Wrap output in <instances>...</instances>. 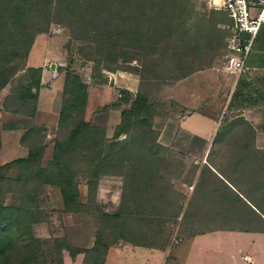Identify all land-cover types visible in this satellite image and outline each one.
<instances>
[{"label":"rangeland","instance_id":"obj_1","mask_svg":"<svg viewBox=\"0 0 264 264\" xmlns=\"http://www.w3.org/2000/svg\"><path fill=\"white\" fill-rule=\"evenodd\" d=\"M70 1H52L50 13L41 12V6H29V9L35 11L26 20L25 40H31L33 37L32 46L27 51V57L25 50L19 52L15 62L16 72L0 89L1 166L26 158L32 148L41 147L43 153L38 163L46 169L53 160L56 142L67 141L71 128L79 120L82 119L88 124L84 136L73 146V152L66 161L72 175H64L59 179L74 197L71 202L74 210L68 209L59 184L45 182L34 188V183L29 181L25 185L26 189L32 190L33 204L47 216L44 222H38L31 227V233L38 240L39 246V254L34 258V264H60L55 239L67 240L70 245L65 236L58 234V229L61 230L63 225L70 222L68 213L76 212L93 218L90 220L96 222V238L102 230V233L109 234V229L106 232L108 223L103 222L100 217L103 214L117 213L124 198L123 193H126V189L130 190L125 176L127 169H122L115 162L110 163L109 157L105 159V155L112 150V144L131 137L122 133L118 136L119 139H116L123 120L122 112L127 105L115 99V89H127L126 85L129 83L127 86L136 90L131 91L134 94L143 91L154 102L153 109L162 119L174 107L172 88L180 79L172 80L173 77L221 64L226 61L228 54L226 40L229 33L225 29L227 17L224 13L210 10L201 0ZM6 16L10 17L9 14ZM78 16L88 22L86 27L77 25ZM51 23L63 26V33H50ZM108 25L110 28L106 31ZM137 27L143 31L139 32ZM104 33L106 36H103ZM39 35L48 38L50 46L61 48L63 55L55 59L53 69L47 66L48 71L55 73V76L51 77V80L43 81L41 75L39 90H32L33 93H38L37 102L29 99L19 104L15 101L16 95L27 84L38 79V74L30 71L35 68L28 67L27 60ZM102 37H106V43L118 46L112 51L111 59H107L111 61L108 67H105L107 61H96L100 59L98 50L104 48L99 40ZM190 47H196V51L188 54ZM128 54L135 56V59L126 62L124 57ZM93 58H96L95 61ZM115 58L118 64L115 63ZM109 72L116 74L112 77L115 80H111ZM74 78H79L86 86L84 100L77 103L72 101V92L64 93ZM54 79L57 81L53 83ZM52 84L57 88L55 92H58L56 100L60 113L65 107L67 114L63 123L58 122L47 127L37 122L36 110L40 93L50 89ZM32 103L36 104L35 116L23 114L32 110ZM10 108H16L18 111L11 112ZM156 115L151 119L155 131L161 122L160 119L155 120ZM248 137H251L249 129L239 126L237 130L231 129L227 132L218 142H214V139L207 150H203L204 144L200 143L201 146L188 152L172 148L158 149L149 138L145 145L147 151L151 150L150 154L154 158L162 157L159 166L162 169L163 181L171 182L174 190L183 195L179 198L180 204L186 208L193 199V206L189 209V217H184L183 212L178 219L167 217L159 226L154 221L147 233L148 244L161 245L169 238L166 247L168 248L170 244L178 245L196 232L218 228L264 229V224L256 220L258 215L248 207H237L234 204L226 207L214 205L210 199L214 193L217 195L213 189L215 180L206 172L201 175L203 167L209 163L221 174H227L233 182H238L243 193L251 194L256 199H264V192L261 193L258 189L251 191L253 186L259 188L258 183L264 181V150L258 153L243 150L246 149ZM253 143H256V138ZM142 146L137 143V147ZM143 158V154L137 150L131 155L132 161L129 163L138 162ZM239 161L242 162L241 165H237ZM37 166L38 164H31L3 169V178L0 180V206L10 207L22 202V194L26 190L17 181L20 178L30 180L38 169ZM48 171L50 174L47 173L46 176L51 177V180L55 170L49 166ZM201 178L209 179L207 190L199 188ZM191 185H194L193 190H190ZM172 212L170 210L169 214ZM250 216L257 222H252ZM132 224L136 231L141 227H144V230L148 228L138 222ZM242 242L238 238L221 236L220 242L217 241L211 253L217 258L229 248L236 252V255H240L238 250L245 249L246 246V243ZM209 248L212 249V246ZM64 250L61 254L62 264ZM104 250L105 248L95 240L91 253L85 252V258L90 257L85 264H93V258L105 257L106 254L101 255Z\"/></svg>","mask_w":264,"mask_h":264},{"label":"trees","instance_id":"obj_2","mask_svg":"<svg viewBox=\"0 0 264 264\" xmlns=\"http://www.w3.org/2000/svg\"><path fill=\"white\" fill-rule=\"evenodd\" d=\"M52 1L54 0H0V89L6 85L10 77L16 72L17 67L15 62L17 61L16 59L19 52L25 50V55L27 57V51L32 46L31 42L33 37L31 40L29 39L30 41L28 40L29 42L25 40V32L27 31L25 30V25L27 24L26 20L30 14L35 11L29 9V6H41V12L50 13ZM59 1L68 2V0ZM75 1L77 0H71L70 2ZM112 1L114 2V0ZM7 14L10 15L9 18L6 16ZM77 20L79 21L77 25L80 24L83 27L88 25V22L79 16ZM109 28L110 26L105 28L106 31H108ZM137 29L139 32L143 31L139 27H137ZM103 36H106V33H104ZM99 40H101L100 44L104 48H100L99 46L100 49L98 50V56L100 59L97 60L96 58H93L92 60L95 61L96 59L98 63H102L103 60L106 62L107 59H111L113 54L112 51H115L118 46L106 43V37H102ZM105 45L107 46L105 47ZM195 51L196 47H190L188 54ZM124 59L126 62H130L135 59V56L128 54L124 57ZM114 61L118 64V60H116V58ZM110 62L111 61H107L105 67H108ZM116 66L117 68H121L119 65ZM30 71H35L38 74V79L27 84L23 90L16 95L15 101L19 104L29 99L37 102L38 93H33L32 90H39V80L42 75V69L35 68ZM191 73L192 72L183 76L173 77L172 80L182 79ZM122 91L123 97L117 101H120L122 104H126L127 108H125L122 112L123 120L120 126V131L116 134V136L118 137L123 133L131 135V137L127 140H117L115 144H112V150L110 153L105 155V159H108L109 157L110 163L115 162L122 169H127L125 176L128 179L127 186L130 187V190L126 189V193H123L124 198H122V203L117 213L103 214L102 217H100L104 220L103 222L108 223L106 224V232L107 229L110 231L109 234L102 233L103 230L99 231L100 234L98 233L96 238V243L105 248V250L101 253L103 256L110 246L120 240H124L134 245L165 249L168 246L169 238H167L165 243L161 245L151 243L148 244L147 236L149 234L147 233L149 231V226L153 224L154 221H156L159 226L160 224H163L165 219L169 216L178 219L183 212L184 217H189V209L193 206V199L189 201L186 208L183 204L179 203V198L183 197V195L174 190L171 182L163 181L164 178L161 173L162 169L159 166V161L162 160V157L154 158L150 154L151 150L147 151L148 148L145 146L149 142V138H151L153 145L158 149H170L158 142L159 130L157 129V131H155L153 128L151 119L154 118L153 116L157 113L153 109L154 102L147 95H145L143 91L142 93L138 92L137 94H134L127 89H122ZM64 93L73 94L74 99L72 101L77 103L84 100L86 95V86L82 80L74 78L70 85L67 86ZM35 105L36 104L33 105L32 103V110L23 114L35 116ZM10 111L17 112L18 109L10 108ZM66 112L67 110L64 107L60 113V123H63L65 114H67ZM239 126L249 129V134L251 135L250 139L248 137L246 140V149L243 150L251 153L260 152L254 148L255 143L253 142L256 138L255 129L243 116L224 119L214 142H218L231 129L237 130ZM87 128L88 124L83 122L81 119L71 128L69 136L66 139L67 141L58 140L56 142L54 157L52 162L49 164V166H52L55 170L51 180H49L51 177L46 176V174L49 173V166L48 168L43 169L40 166V163H38L43 153V148L41 147L32 148L26 158L17 159L13 162L5 164L4 166L0 165L1 180L3 178V169L5 168L13 166L25 167L26 165L29 166L31 164H38V169H36L35 173L32 174L30 180L20 178V180L17 181L23 189L26 190L25 193L22 194V202L10 207L0 206V264H34V258L39 254L38 240L32 235L31 227L38 222H44L47 219V216L43 210L36 208L33 204V196L31 195L32 190H30V188L26 189L25 187L29 181L34 183V188L40 184H44L45 182L59 184L62 188L64 200L68 205V209L74 210V207L71 206V202L74 197L71 195L69 188L65 187L59 179H61L60 177L64 175H72L71 169L68 167L69 164L66 161L69 159L70 153L73 152V146L79 143ZM144 136L149 138H145ZM116 139H119V137ZM137 143L143 146L137 147ZM137 150L143 154L144 158L138 162L132 164L129 163V161H132L131 155ZM127 163H129L128 166ZM239 164L241 165L242 162L239 161L237 165ZM205 172L210 174V176H212L215 180L213 182V189L217 195L214 193L210 199L214 205L218 207H226L234 204L237 207H248L251 211L258 215L259 218L257 217L256 220H260L262 224H264V199H262V197H260V199H256L251 194H246L245 192L243 193L238 182H233L232 179L228 178L227 174H221L216 168L214 170L209 164H207L205 168L203 167L201 175L203 176ZM200 180L199 188L207 190L209 179L205 180V178H201ZM258 184H260L259 188L253 186L251 191L258 189V191L263 193L264 181H260ZM170 210L173 211L172 214H169ZM250 218L253 219L252 222H257L254 220L255 218H252L251 216ZM132 222H138L148 228L144 230V227H141L136 231L133 226L134 223L132 224ZM130 223L132 225H130ZM195 234H198V232ZM55 247L57 250L56 254L60 257V264H62L61 254L64 249L69 250L73 255L76 252L81 251L72 248L68 244L67 240L55 239ZM85 252L89 254L91 253V249H88ZM96 254H99V252H96ZM89 258L90 257L88 256L86 261ZM93 259V264H103L104 262V257Z\"/></svg>","mask_w":264,"mask_h":264},{"label":"crops","instance_id":"obj_3","mask_svg":"<svg viewBox=\"0 0 264 264\" xmlns=\"http://www.w3.org/2000/svg\"><path fill=\"white\" fill-rule=\"evenodd\" d=\"M60 55H63L61 48L50 46L48 38L39 35L29 54L28 67L41 68L43 81L51 80L55 73L51 74L47 66L53 69L55 66L52 67V64ZM245 66L246 70L237 75L230 73L223 61L177 81L171 96L174 107L162 119L161 115L155 117L156 121H161L158 142L180 152L196 149L201 146L200 143L204 144L203 150H207L224 119L243 116L255 129L254 148L264 150V25ZM55 81L57 79L52 82ZM53 85L50 89L42 90L36 110L37 122L47 127L57 124L60 118V107L56 100L58 92H55L57 88ZM127 85V89L136 91ZM68 214L70 222L58 229V234L65 236L71 247H79L81 251L73 255L65 249L63 263L85 264V251L95 245L96 222L90 220L93 218L89 215ZM221 236L242 240V243H246L245 249H239L240 255H236L228 248L214 258L211 252ZM211 246L212 249L209 248ZM218 251L220 253V249ZM105 254L103 264H264V229H213L194 234L178 245L170 244L166 249L119 241L110 246Z\"/></svg>","mask_w":264,"mask_h":264},{"label":"built area","instance_id":"obj_4","mask_svg":"<svg viewBox=\"0 0 264 264\" xmlns=\"http://www.w3.org/2000/svg\"><path fill=\"white\" fill-rule=\"evenodd\" d=\"M215 12L224 13L228 22L225 29L228 31L226 46L228 54L224 65L230 73L240 75L246 70L245 61L252 51L262 26L264 25V0H201ZM63 26L51 23L49 32L61 35ZM111 80L116 74L109 72ZM115 80V79H114ZM131 91V90H130ZM115 99L123 97L122 89H115ZM194 185L190 186V190Z\"/></svg>","mask_w":264,"mask_h":264},{"label":"water","instance_id":"obj_5","mask_svg":"<svg viewBox=\"0 0 264 264\" xmlns=\"http://www.w3.org/2000/svg\"><path fill=\"white\" fill-rule=\"evenodd\" d=\"M55 66V64H52V67H54ZM85 79H87V77H85Z\"/></svg>","mask_w":264,"mask_h":264}]
</instances>
